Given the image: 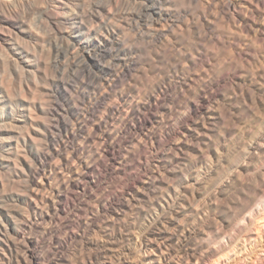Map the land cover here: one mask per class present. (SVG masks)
Here are the masks:
<instances>
[{
	"label": "clouds",
	"instance_id": "1",
	"mask_svg": "<svg viewBox=\"0 0 264 264\" xmlns=\"http://www.w3.org/2000/svg\"><path fill=\"white\" fill-rule=\"evenodd\" d=\"M0 264H264V0H0Z\"/></svg>",
	"mask_w": 264,
	"mask_h": 264
}]
</instances>
